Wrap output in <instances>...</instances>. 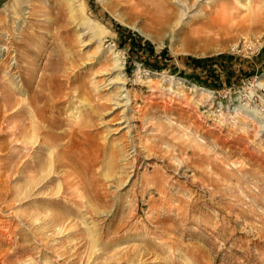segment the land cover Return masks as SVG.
<instances>
[{"label": "rangeland", "instance_id": "obj_1", "mask_svg": "<svg viewBox=\"0 0 264 264\" xmlns=\"http://www.w3.org/2000/svg\"><path fill=\"white\" fill-rule=\"evenodd\" d=\"M0 18L18 41L28 26L22 63L34 66L36 76L58 73L55 83L66 92L58 103L62 116L80 113L74 134L60 141L70 165L56 168L47 185L54 190L62 171L70 172V189L59 201L36 193L15 199L24 167L20 178L11 170L12 117L3 122L0 264H264V184L247 173L240 200H211L194 180L211 164L226 174L260 161L264 0H0ZM86 18L102 25L99 36L80 24ZM6 29L0 28V60L6 57V77H16L21 47ZM208 93L213 107H198ZM220 114L226 129L219 128ZM253 123L262 126L244 140ZM213 146L225 154L214 157ZM261 166L264 172V160ZM241 209L252 213L246 224L233 222ZM55 213L68 217L59 230L51 225Z\"/></svg>", "mask_w": 264, "mask_h": 264}, {"label": "bare ground", "instance_id": "obj_2", "mask_svg": "<svg viewBox=\"0 0 264 264\" xmlns=\"http://www.w3.org/2000/svg\"><path fill=\"white\" fill-rule=\"evenodd\" d=\"M71 2L72 1L69 2L70 11L75 9L74 5ZM164 2H166V0H160V4H163ZM81 5H83V4L81 3ZM130 6H132V5L130 4ZM159 7L163 8L165 6H159ZM18 12H19V7H17L15 5L14 10H12V14L13 13L18 14ZM160 14H162V13H160ZM179 14H180V12H179ZM71 15H72V13H71ZM0 21H1L0 22V28L1 27L7 28L6 30L8 31V35H11L10 36L11 40H9V41L15 47V49L18 51L19 46L21 47L19 49L20 55H19V59H18V64L15 65V67H17V71H18V75L16 77H10V76L6 77V73L8 72L6 70V68L8 67V63H6L7 62L6 57L4 59L0 60V135L6 134V132L4 130H2V125L4 124L3 122L7 119L8 116L12 117L13 122H11V125H10L11 129L9 130V134L13 135L12 140L14 142V145L17 146V152L12 155V157L13 156L14 157H13V163L11 165V170H13L14 173H17V176H16L17 178H20L19 174H20V172L23 171L22 167H24V175L21 178V184L19 183L18 185L15 186L14 197H15V199H20L22 197L30 195L31 193H36L39 195V198L45 197L46 199H50L52 201H59L60 197L64 194V192H67V190L70 189L71 183L68 181V176H70V172L66 173L65 172L66 170H64V172L62 171L63 175L61 174L62 175L61 180H60L61 183L59 182V184H57L58 186L56 185L57 187L55 186L54 190L48 191L47 185H49V183L51 181L56 179V175H54V173L56 172V168H58L59 166H62V165H70L64 160V159H66V156H68L67 148L60 141L64 137H66L70 134H74V131H76L75 129H77L75 127L74 123H76L78 120H80L79 119L80 113H79V111L77 112V111H74L73 109H71V110L69 109L70 112L68 113V115H70L71 118L62 116L61 107L58 106V103L63 102V100L59 99V98L62 97L66 92L63 90V88L60 84H58L57 82L55 83V81L58 80V78H57L58 73L57 74H56V72L45 73L42 70V73H40V75L36 76V74L34 72V69H35L34 66L22 63L26 59L25 58L26 49L30 48L29 44L27 42H24V39L30 35L28 28H27L28 26L22 27L18 31L19 36H20V41H18V40H15L16 37H15V33L13 31L14 28L11 29L10 27L9 28L6 27L8 25V24H6V20H3V21L0 20ZM94 21L95 20H92V18H86L80 24H84L85 26L87 25L90 28H93L94 29L93 32L95 33V35L99 36L100 32H102L104 28L101 29L100 26L102 27V25L98 24V22H96V21L94 22ZM98 28H99V30H96ZM0 38H1V36H0ZM22 45H24L26 48H24ZM6 51H8V47L6 48ZM113 62H114V67H118L119 70L122 69V60H121V57H120L118 52H115V55L113 57ZM55 68L57 69V67H55ZM55 68H52V70ZM50 70H51V68H50ZM57 72L60 73L59 68H58ZM261 83H262L261 81H258L259 85ZM199 88L202 91L205 90L202 87H199ZM55 97L57 99H55ZM204 98L205 99L198 100V102H196L197 106L198 107H205L207 104H210V107H213V105H212V103H214L213 94L208 93L207 96ZM186 103H187V101H186ZM236 108L238 109V108H240V106L236 107ZM252 112H253L252 110H247V113H250L251 115L253 114ZM256 116H257V114H256ZM225 120L226 119L224 118V116L222 114H220V118L218 119V123L220 124L219 125L220 129H226V125L228 126V124H227L228 122L226 123ZM64 124L67 125V127L65 126L63 128L62 126ZM123 126H125V125H122L121 127H123ZM259 126L261 127L262 124L257 125V126H255V124H254L251 128L253 131L248 130V129H244V131H243L244 133H243L242 138L245 140L246 136L250 137L253 133L255 134L256 131L260 130V128H257ZM204 129H206V127ZM227 131H228V133H231L230 130L227 129ZM249 131H251V133ZM196 133H197V131H196ZM209 133H211V131L208 132V134ZM233 133H234V131H233ZM237 133H238V131H237ZM199 140H201V139H199ZM220 140H221V136L217 135L215 142H218ZM198 144L201 145L200 142H198ZM3 145L4 144L2 143V146ZM9 145H10V143H9ZM248 145H249V143H248ZM250 145H251V143H250ZM2 146L0 144V149L2 148ZM35 147H39V149L41 150L39 154H36ZM259 148H260V146H259ZM29 149L32 150V153H30ZM45 150H46V152H45ZM212 150H213L212 155L214 157H219V155L222 156L223 153L225 154V152L222 149H220L219 147L213 146ZM225 151L227 153L230 152L229 150H225ZM261 152L262 153L260 155H258V156L256 155L257 159H260V161L256 164L249 166V167L239 165L238 168H233L232 170H229L225 174V173H222L221 171H219L218 169H216L215 166L211 164V165H208L205 169H203V171L198 173L199 177L194 176V180L200 181L201 185H199V187H201V186L205 187L204 191H205V193H207L211 197V200L217 199L218 196H221V195H229V196H231L232 199L235 198V200H240L239 199L240 195L237 192L238 187H240V184L243 182H250V179H248V176L244 177V174L248 173L249 175H251L252 178L255 180V183L257 185L264 184V172L262 171V166H261V161L264 160V157H263L264 156V150H262ZM3 153L4 152H0V154H3ZM198 153H199V151H198ZM240 153H241V151H240ZM43 154H45V156H43ZM6 160H8V159H6ZM250 160H251V158H250ZM233 163H235V162H233ZM223 164H226V163L223 162ZM230 164H232V163H230ZM77 165L81 169H84V166H86L84 164H77ZM226 166H227V164H226ZM177 168H176V170H178ZM7 169H8V167H7ZM63 169H65V168H63ZM9 171L10 170H8V172ZM236 171H239L241 173L236 174L235 173ZM1 172H2V170H1ZM230 179H235V182L229 181ZM159 182H161V181H159ZM159 182L156 181L157 184ZM191 182H192V180H191ZM194 186H197V185H194ZM259 187H261V186H259ZM260 190L261 189L259 188L257 192L255 191L256 194H259ZM48 192H51L49 196H41V193H48ZM22 193H24V194H22ZM250 197H251V199H258V196L256 197L255 195H250ZM228 199H229V197H228ZM243 199H245V198H243ZM240 202H244V201H240ZM230 203H231V201H230ZM227 205H230V204H227ZM231 206H233V205H230L229 207L231 208ZM253 209H254L253 207H250L251 212L254 215L259 216V214L254 212ZM251 212H249L247 209L238 210L235 213V215H233L235 218V219H233V222H235L236 224L238 222L243 223L245 221V219L252 218ZM228 215H229V213H228ZM43 217L45 219V216H43ZM260 217L263 218L262 216H260ZM67 218H68L67 215L64 213L51 214L50 219H51V223H53L51 225L59 230L61 228V226L63 225V223L66 222ZM229 220H231V219H229ZM244 224H246V223L244 222ZM48 226H50V224ZM52 226H50V229ZM52 230H54V232H55V229H52ZM211 230H212V228H211ZM91 231H92V229H91ZM211 233H214V232L212 231ZM254 235H255V233H254ZM263 235H264V233H263ZM216 236L220 237V235L218 233Z\"/></svg>", "mask_w": 264, "mask_h": 264}, {"label": "trees", "instance_id": "obj_3", "mask_svg": "<svg viewBox=\"0 0 264 264\" xmlns=\"http://www.w3.org/2000/svg\"><path fill=\"white\" fill-rule=\"evenodd\" d=\"M123 28H125L126 30H129L128 28H126V27H123ZM165 50V49H164ZM186 58V57H185Z\"/></svg>", "mask_w": 264, "mask_h": 264}]
</instances>
